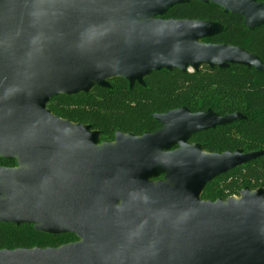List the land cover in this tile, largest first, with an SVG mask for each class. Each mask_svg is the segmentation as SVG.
Wrapping results in <instances>:
<instances>
[{
	"label": "water",
	"instance_id": "95a60500",
	"mask_svg": "<svg viewBox=\"0 0 264 264\" xmlns=\"http://www.w3.org/2000/svg\"><path fill=\"white\" fill-rule=\"evenodd\" d=\"M212 3L264 25L262 0H0V224L72 235L58 248L0 250V264H264V189L215 202L217 177L264 151L211 154L195 134L242 118L186 108L157 114L143 136L100 143L90 125L55 116L57 96L110 81L144 85L155 72L203 66L255 68L248 51L203 40L218 23L161 18L175 6ZM177 147V148H176Z\"/></svg>",
	"mask_w": 264,
	"mask_h": 264
},
{
	"label": "trees",
	"instance_id": "16d2710c",
	"mask_svg": "<svg viewBox=\"0 0 264 264\" xmlns=\"http://www.w3.org/2000/svg\"><path fill=\"white\" fill-rule=\"evenodd\" d=\"M264 2V0H262ZM161 18L200 20L222 25V33L203 40L208 44H227L256 55L264 63V25L251 30L244 18L212 3L192 1L175 6ZM144 85L130 86L123 78L110 81L111 88L95 87L87 94L57 96L48 109L74 124L92 126L101 133L100 143L114 141L117 131L135 136L154 133L163 125L155 118L186 108L192 113L207 112L225 116L240 114L233 123L193 135L188 143L200 145L211 154L264 151V73L255 68L230 66L226 69L203 66L199 71L163 70L148 76ZM177 148V147H176ZM0 166L16 167V161L0 158ZM264 189V155L223 174L210 182L201 199L215 202L240 197L245 189ZM32 225L0 224V250L58 248L61 239Z\"/></svg>",
	"mask_w": 264,
	"mask_h": 264
},
{
	"label": "rangeland",
	"instance_id": "374dc122",
	"mask_svg": "<svg viewBox=\"0 0 264 264\" xmlns=\"http://www.w3.org/2000/svg\"><path fill=\"white\" fill-rule=\"evenodd\" d=\"M236 198H239V197H236ZM73 241H74L73 237H66V238L61 239V242H64V243H70Z\"/></svg>",
	"mask_w": 264,
	"mask_h": 264
}]
</instances>
